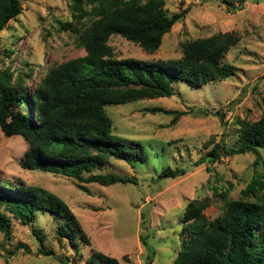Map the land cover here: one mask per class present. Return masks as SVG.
I'll use <instances>...</instances> for the list:
<instances>
[{
  "label": "rangeland",
  "instance_id": "obj_1",
  "mask_svg": "<svg viewBox=\"0 0 264 264\" xmlns=\"http://www.w3.org/2000/svg\"><path fill=\"white\" fill-rule=\"evenodd\" d=\"M164 1L170 17L186 15L165 36L161 48L147 54L113 36L110 46L118 59L168 62L182 57L186 42L233 33L239 42L224 64L237 69L235 77L201 88L179 83L171 98L145 99L107 109L115 135L135 150L144 146L148 159L133 165L112 157L95 173L131 178L135 184H90L86 185L89 193H85L74 179L27 171L21 166L27 142L21 137L6 138L0 128V189L9 183L22 184L58 196L90 240V244L81 242L84 254L78 257L69 239L60 237L63 221L56 215L37 212L27 226L9 217L10 236L0 233V264H84L94 249L121 264H147L148 246L155 253L151 264H173L180 251L188 204L209 199L205 215L213 221L223 214L220 196L227 192L229 199L238 200L255 176L264 174V150L260 154L224 156L209 165L210 171L206 164H200L216 144L224 141L230 148L238 145V119L256 122L264 116V0ZM70 18L69 0L25 2L22 14L0 34V69L12 62L13 68L32 74L28 82L32 91L51 68L84 57L86 52L77 37L57 23ZM6 50L15 53L8 56ZM156 108L183 115L174 121L173 115L151 113ZM257 160L261 161L258 167ZM166 168L184 170L185 175L160 179ZM41 249L53 254L45 256Z\"/></svg>",
  "mask_w": 264,
  "mask_h": 264
},
{
  "label": "trees",
  "instance_id": "obj_2",
  "mask_svg": "<svg viewBox=\"0 0 264 264\" xmlns=\"http://www.w3.org/2000/svg\"><path fill=\"white\" fill-rule=\"evenodd\" d=\"M32 1L0 0V34L22 14L23 4ZM69 10L70 20L57 23L77 37L86 55L51 68L32 91L28 84L32 74L13 68L12 62L0 69V128L6 138L21 137L27 142L28 151L21 162L27 171L74 179L85 193H89L86 185L90 184H135L131 178L95 173L112 157L133 165L148 159L144 146L135 150L115 135L107 109L145 99L171 98L175 84L201 88L235 77L237 69L224 64V59L239 38L233 33H219L186 42L182 57L168 62L120 60L110 46L113 36L155 54L186 14L170 17L164 0H69ZM5 53L10 56L15 50ZM151 113L173 115L174 121L183 115L161 108ZM235 124L238 145L230 148L224 141L216 144L200 161L208 171L209 165L224 156L260 154L264 150V116L256 122L238 119ZM255 164L258 167L261 161ZM184 175V170L166 168L159 178ZM220 197L223 214L213 221L205 215L209 199L188 204L180 251L173 264H264V174H257L238 200L229 199L227 192ZM37 212L60 218V237L69 239L76 255L82 257L81 242L90 244L89 237L61 198L22 184L9 183L0 189V233L10 236L9 217L27 226ZM141 239L148 246L146 239ZM148 251L147 264H151L155 253L149 246ZM40 253L53 254L45 249ZM84 264L121 263L94 249Z\"/></svg>",
  "mask_w": 264,
  "mask_h": 264
}]
</instances>
